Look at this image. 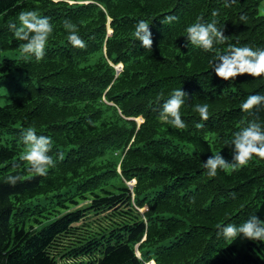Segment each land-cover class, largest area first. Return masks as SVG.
Returning a JSON list of instances; mask_svg holds the SVG:
<instances>
[{
    "label": "trees",
    "instance_id": "obj_1",
    "mask_svg": "<svg viewBox=\"0 0 264 264\" xmlns=\"http://www.w3.org/2000/svg\"><path fill=\"white\" fill-rule=\"evenodd\" d=\"M263 1L0 0V84L14 73L23 81L0 106V264H264V242L218 234L252 215L264 221V159L216 177L202 164L219 153L231 162L234 134L253 120L264 125V105L240 107L264 95V76L224 81L209 64L229 43L264 48ZM25 9L54 27L39 62L20 58L23 42L8 27ZM166 16L176 19L162 23ZM65 20L85 48L68 42ZM140 20L150 23L151 50L133 36ZM212 20L229 40L205 52L186 28ZM178 88L185 129L159 119ZM205 103L201 120L193 109ZM28 127L53 141L46 176L25 171ZM9 174L24 179L11 186ZM90 211L97 217L77 225Z\"/></svg>",
    "mask_w": 264,
    "mask_h": 264
},
{
    "label": "clouds",
    "instance_id": "obj_2",
    "mask_svg": "<svg viewBox=\"0 0 264 264\" xmlns=\"http://www.w3.org/2000/svg\"><path fill=\"white\" fill-rule=\"evenodd\" d=\"M235 3L236 0H230ZM225 6H229L226 2ZM213 16L218 15L213 10ZM176 18L166 16L162 23H172ZM202 19V18H201ZM246 16L241 15L240 20L245 21ZM218 21L212 20L208 23L194 22L186 28L188 42L205 52L212 51L214 44H225L229 38L224 36V27L217 26ZM63 29L68 33L67 40L75 48H85L86 43L79 36L77 25L70 20L63 21ZM9 29L13 31L14 37L22 41L19 45L20 58L29 62L33 57L36 61H41L45 56L46 45L49 37L54 32V27L48 17L42 16L38 10H21L14 22H10ZM133 36L136 41H140L146 50H151L153 45L150 23L146 20L137 22ZM211 69L216 76L224 81L235 80L238 76L249 75L254 78L264 76V48H252L250 46L237 47L228 44L227 52L216 55L209 61ZM161 93L157 99H161ZM187 97L181 88L174 89L170 97L162 104L159 119L176 129H185L186 124L181 118V108L185 105ZM264 105V95H250L240 105L245 113H250L254 108ZM199 114L201 120L209 118V105L197 104L193 109ZM91 123V121H89ZM200 127V125H197ZM24 151L21 160L25 163V171L35 176H46L50 168H54L55 160L49 153L52 151L53 141L51 137L37 135L34 127H28L22 133L21 141ZM234 149L231 162L226 161L221 155H212L203 164L206 174L209 177H216L218 170L226 173L236 171L246 166L253 157L264 159V125L253 120L247 127L242 128L234 134L230 141ZM59 159H63L60 155ZM24 177L20 174H9L5 183L15 186L22 182ZM219 235L226 240H236L243 236L247 240L264 242V221L256 215H252L243 223L237 225L227 223L220 225Z\"/></svg>",
    "mask_w": 264,
    "mask_h": 264
},
{
    "label": "rangeland",
    "instance_id": "obj_3",
    "mask_svg": "<svg viewBox=\"0 0 264 264\" xmlns=\"http://www.w3.org/2000/svg\"><path fill=\"white\" fill-rule=\"evenodd\" d=\"M260 13L263 15L264 14V1L262 2L260 6ZM2 57H7L14 59L18 57L16 52H8L2 55ZM119 70H121V66L118 67ZM18 75L14 73V78L10 77L8 79H5L3 82L0 84V106H4L8 104L11 100V97H13L15 94H19V88L18 84L20 86H23V81L19 82ZM21 93V92H20ZM138 124H141L143 120L141 118L137 119ZM130 187L134 186V182L132 184H129ZM81 208L88 209L90 207V203H83L80 205ZM146 210H142L141 212L144 213ZM97 217V214L95 211H90L88 212V215L85 216V218L82 220V222L78 223L77 225H81L82 223L90 220V219H95Z\"/></svg>",
    "mask_w": 264,
    "mask_h": 264
},
{
    "label": "water",
    "instance_id": "obj_4",
    "mask_svg": "<svg viewBox=\"0 0 264 264\" xmlns=\"http://www.w3.org/2000/svg\"><path fill=\"white\" fill-rule=\"evenodd\" d=\"M135 183H136V182H135ZM131 188H133V186H132Z\"/></svg>",
    "mask_w": 264,
    "mask_h": 264
}]
</instances>
